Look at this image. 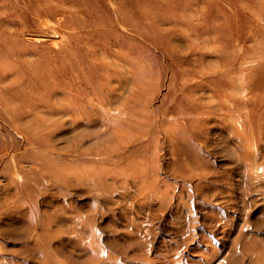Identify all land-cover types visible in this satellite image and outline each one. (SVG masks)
I'll return each instance as SVG.
<instances>
[{
    "label": "rangeland",
    "instance_id": "1",
    "mask_svg": "<svg viewBox=\"0 0 264 264\" xmlns=\"http://www.w3.org/2000/svg\"><path fill=\"white\" fill-rule=\"evenodd\" d=\"M0 264H264V0H0Z\"/></svg>",
    "mask_w": 264,
    "mask_h": 264
}]
</instances>
